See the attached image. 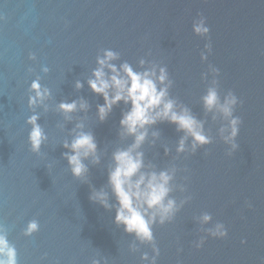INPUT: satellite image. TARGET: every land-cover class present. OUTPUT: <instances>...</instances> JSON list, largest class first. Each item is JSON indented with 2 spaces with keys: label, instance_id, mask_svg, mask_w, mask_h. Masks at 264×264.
I'll return each instance as SVG.
<instances>
[{
  "label": "water",
  "instance_id": "95a60500",
  "mask_svg": "<svg viewBox=\"0 0 264 264\" xmlns=\"http://www.w3.org/2000/svg\"><path fill=\"white\" fill-rule=\"evenodd\" d=\"M201 13L211 29L207 61L200 53L208 37L192 27ZM105 48L120 53L114 63L128 61L137 71L166 66L170 98L203 121L212 138L193 153L189 136L188 150L177 152L185 133L175 124L149 129L141 150L153 167L146 170L174 171L169 195L177 205L185 201L171 221L157 218V264H264V0H0V231L15 246L19 264H148L142 253L154 255L149 243L115 223V207L91 198L103 190L116 203L108 184L112 153L133 140L121 135L129 105L121 101L101 121L97 105L104 98L87 83ZM209 64L221 70L219 83L210 72L202 76ZM36 79L49 94L30 105ZM77 81L84 86L77 88ZM213 87L221 101L229 90L243 101L235 109L243 121L237 149L220 133L228 122L223 114L205 107L203 97ZM81 99L86 109L65 113L59 107ZM34 113L46 134L39 151L28 141ZM80 131L95 135L100 160L85 159L88 171L77 177L64 144ZM204 213H211L210 223H202ZM31 220L40 229L27 235ZM219 221L228 237L209 236L196 248L201 229Z\"/></svg>",
  "mask_w": 264,
  "mask_h": 264
},
{
  "label": "clouds",
  "instance_id": "9594fccd",
  "mask_svg": "<svg viewBox=\"0 0 264 264\" xmlns=\"http://www.w3.org/2000/svg\"><path fill=\"white\" fill-rule=\"evenodd\" d=\"M206 21L207 18L201 13L197 19H194L192 25L195 34L208 37V42L204 45L205 50L200 53L203 61H207L209 54L213 51L210 39L211 29ZM101 53L96 57L98 66L93 69L92 76L87 81L89 87L104 98V103L97 105L99 119L106 120L114 106L123 101L129 107L120 118L121 135L130 136L133 140L127 147L118 148L112 153L113 163L108 170V184L116 203H110L109 194L103 190L94 192L91 198L99 200L106 208L115 207V223L123 225L124 231L134 234L140 242H147L151 245L154 255L149 256L148 252H144L141 259L148 264H157L160 248L156 243L153 227L157 223V218L161 224L171 221L185 201L177 205L176 200L169 195L172 191L171 182L174 179V171L146 170L153 167L145 164V153L141 150L148 139L149 129L163 121L175 124L178 130L185 133L179 140L177 152L188 150L186 141L189 136L192 138L191 152L193 153L198 147L211 144L212 138L205 132L203 121L194 116L186 106L178 109L176 101L170 98L168 89L172 81L169 79L166 66H159L157 70V66L154 65L151 68L137 71L128 61L120 64L113 62L120 58L118 51L105 48L101 49ZM30 58L35 59V53H30ZM145 63L144 59L140 60L141 65ZM44 70L48 71L47 68ZM220 71L215 65L209 64L208 70L202 73V76L207 78L210 72L216 78L214 83H219ZM83 86V82H76L77 88ZM29 91L34 93L29 96L30 105L42 102L49 94V90L43 88L39 79L31 82ZM203 100L209 111L218 108L228 121L220 128V133L232 149H237L239 147L237 137L243 121L235 114V109L243 101L231 90L221 101L214 87L209 88ZM59 107L65 113H71L78 108L86 109L88 105L81 99L71 102L61 101ZM38 120V113L28 118V123L32 125L28 141L34 151H39L46 139V134ZM77 127L83 128V125L80 124ZM152 135L158 136L159 133L153 131ZM64 147L70 149L64 155L68 159L73 175L77 177L84 176L88 171V166L84 163L85 159L92 157L94 162L99 163L98 144L92 132L80 131L70 143L65 142ZM165 151L167 153L169 150L166 148ZM247 206L253 207L250 201L247 202ZM201 221L210 223L211 213H204ZM39 229V221L31 220L25 232L31 235ZM201 232L205 235L194 242V246L198 249L204 246L209 236L223 239L229 235L228 228L222 221L217 222L214 227L202 228ZM242 243H246V240ZM130 249L133 251L137 249L135 242L130 245ZM0 264H19L17 250L3 231H0ZM91 264H100V261L93 260Z\"/></svg>",
  "mask_w": 264,
  "mask_h": 264
}]
</instances>
